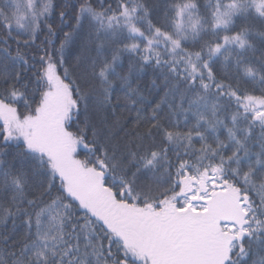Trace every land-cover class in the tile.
<instances>
[{"label": "snow or ice", "instance_id": "obj_1", "mask_svg": "<svg viewBox=\"0 0 264 264\" xmlns=\"http://www.w3.org/2000/svg\"><path fill=\"white\" fill-rule=\"evenodd\" d=\"M260 29L264 0H0V264H152L114 215L169 209L213 217L214 264H257ZM101 33L120 40L98 62ZM57 93L64 151L44 132Z\"/></svg>", "mask_w": 264, "mask_h": 264}, {"label": "trees", "instance_id": "obj_2", "mask_svg": "<svg viewBox=\"0 0 264 264\" xmlns=\"http://www.w3.org/2000/svg\"><path fill=\"white\" fill-rule=\"evenodd\" d=\"M201 3L203 4V0H201ZM260 30H264V29H260ZM91 39L93 40V44H92L91 52L89 54V59L94 57L99 62V60L102 57H110L112 55V52L115 50V45L119 42L120 37L118 35L116 39H112L110 33L108 34L101 33L98 40L104 43V47L99 50L96 47L97 38L93 37ZM247 39L254 46L255 57L260 56L261 51L264 50V37H260L258 35L250 33ZM76 50L77 48L74 45L72 49V53H75ZM236 51H237L236 49H233V52ZM255 57H252V62L256 63L259 66V62L255 59ZM128 59L129 57H124V63L119 65V69L121 70V72H123L127 68ZM146 86H147V76H145L144 78V84L142 85V87H146ZM261 131H262L261 129H257L256 133L249 141L248 146L251 149V152L253 153L259 151L260 143L264 142V138L260 136ZM209 137L210 139L212 138L211 133L209 134ZM220 137L221 138L226 137V134L223 129L220 130ZM15 152H16L15 147L10 149L8 154V159H11ZM241 155H243V153H241ZM254 160H255V156H250L249 158L242 159L240 163L242 167H246L250 163V161H254ZM21 166H23L25 169H28L30 171L29 160L22 161L19 158H17L14 167H21ZM32 179L34 182H36L34 186H37L38 181L40 179V174L38 173ZM3 197L6 198L7 193H4ZM167 212L168 213L165 215V217L163 216L165 212L161 213L158 216L150 213H136L138 220H136L134 226L129 221V219H125V218H129L134 213L116 212L114 215V219L117 225L125 233V235H133V231L131 230V228L134 227L138 228L139 226H141V229H143L144 231L142 233L151 232L152 236L155 239H157L158 237L159 242L153 243V245L157 246V248H155V250L157 251H159L161 247H163L165 251V246H168L167 255L171 256L172 259L168 257L167 264H192L191 263L192 259L196 263L198 259H200L201 257L204 256L203 258H206V255L208 257L210 256V259L207 258L208 259L207 263L214 261L215 249L217 247L218 241L215 233L211 228L213 217L211 216L207 218L203 217L202 220L204 219V221L210 220V222L207 221L204 222L201 221L200 218H198L190 211L187 213L177 214L174 210L169 209L167 210ZM165 218L170 223L169 225L172 226L169 227V231H167L166 222L164 225ZM137 221H139V223ZM124 224H127L129 227ZM21 228L22 226L20 228H17V231H20ZM144 239L148 244L147 249H149V246L151 245L150 236L147 235V237H145ZM166 239L167 241H165ZM173 241H175L174 244L170 245L169 242H171L172 244ZM253 250H254V256L251 258H255L257 264H264V247L253 244ZM173 252L174 254H176L175 255L176 258H174ZM177 252H179V255H177ZM200 254L202 255L199 258Z\"/></svg>", "mask_w": 264, "mask_h": 264}, {"label": "rangeland", "instance_id": "obj_3", "mask_svg": "<svg viewBox=\"0 0 264 264\" xmlns=\"http://www.w3.org/2000/svg\"><path fill=\"white\" fill-rule=\"evenodd\" d=\"M63 103H64V100H63V96L61 93H57L55 96H53L49 99L47 106H46V120L48 122V127L44 129V132L48 135V137L53 142H59L61 151L66 150L67 147L69 146L66 139L63 138L62 136H60L59 133L55 129V119H56L57 115L61 112L62 107H63ZM77 175H80L82 179L87 178V175L83 174V173H77ZM167 213L168 212L165 211V214L163 216L165 217V215ZM197 217L200 218L201 221H204V219L202 220L203 217H199V216H197ZM125 219H129V221L133 224V226L135 225L136 220H138L136 213L131 215L129 218H125ZM206 221L210 222V220H205L204 222H206ZM137 222L139 223V221H137ZM165 222H166L167 231H169V227H172V226L169 225L170 223L168 222V220L166 218L164 219V225H165ZM124 225H127V224H124ZM160 228H162V227H160ZM131 230L133 231V235H126V236L134 243V245L137 247V249L141 255H145V256L150 257L152 264H165V262L167 264V258L168 257L171 258V256L167 255L168 246H165V251H164L163 247H161L159 249V251L154 250V248H157V246L153 245V243L159 242L158 237H157V239H155L152 236L151 232L142 233L144 231H143V229H141V226H139L138 228L137 227L131 228ZM147 235L150 236V241H151V245L149 246V249H147L148 244H147L146 240L144 239L145 237H147ZM165 241H167V239ZM174 242L175 241H173L172 244H171V242H169V243H170V245H173ZM173 254H174V252H173ZM175 255L176 254H174V258H176ZM177 255H179V252H177ZM201 255L202 254H200L199 258L201 257ZM203 257L198 259V261L196 263L192 259L191 263L192 264H214V261L207 263L208 259H210V256L208 257L206 255V258H203Z\"/></svg>", "mask_w": 264, "mask_h": 264}, {"label": "bare ground", "instance_id": "obj_4", "mask_svg": "<svg viewBox=\"0 0 264 264\" xmlns=\"http://www.w3.org/2000/svg\"><path fill=\"white\" fill-rule=\"evenodd\" d=\"M154 250H155V248H154Z\"/></svg>", "mask_w": 264, "mask_h": 264}]
</instances>
